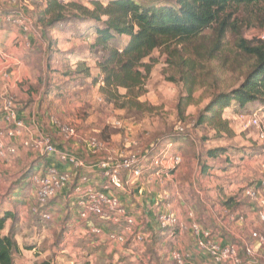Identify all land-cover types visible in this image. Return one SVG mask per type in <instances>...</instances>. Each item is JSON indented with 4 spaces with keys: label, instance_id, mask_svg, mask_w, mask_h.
Instances as JSON below:
<instances>
[{
    "label": "rangeland",
    "instance_id": "1",
    "mask_svg": "<svg viewBox=\"0 0 264 264\" xmlns=\"http://www.w3.org/2000/svg\"><path fill=\"white\" fill-rule=\"evenodd\" d=\"M61 1L65 4L75 1L91 7L88 0ZM100 1L103 4L107 2V0ZM138 1L147 3L151 0ZM154 1L164 2L166 0ZM44 4L45 0H16V2L0 0V25L4 27V22L8 25L9 23L3 19V16L15 12H22L27 18L32 19L33 32L31 34L33 33L35 40L30 47L33 51L27 52L26 55L34 56L33 68L39 73V86H27L25 82H21V86L17 87L32 92L34 97L40 96L39 99L43 101V95H47V100L52 102L48 106L50 110L46 115H54L60 123L71 124L77 131L76 136L78 138L64 139L68 143L80 139L83 143L90 136H96L103 140L102 138H111V135H119L123 141L127 137L145 136L148 132V137L145 136L146 139L141 140L143 145L146 146L145 148H137L129 141L130 145L127 146V150L140 149L146 150V152L151 150L148 153L149 155H154L157 148H164V143L168 138L178 139L173 142L175 143V149L181 155L182 163L180 167L182 169L181 172L176 174L177 176L166 181V185L168 186L174 182L183 189H180L182 192H186L191 196L189 202H187L190 204L191 210L196 213L199 212V215H202L201 212L205 213L204 222L211 224L209 229L214 234L215 232L212 229L213 218L210 219L209 213L220 207L229 208L230 205L226 203L231 198L235 202L232 205L234 212L239 211V214L244 216L245 222L236 225V236H234L231 234V226H236L229 219L221 216L224 219L225 228L220 232L224 234L228 242L242 244V240L248 241L249 229L264 233V223L256 225L259 221L253 214L254 212L249 211V209L254 210V204L244 196V190L248 187L255 186L259 189L256 184L264 177L260 166L261 162L264 161L262 156L264 152L261 151L264 149V140L258 138L257 127L248 122L254 110L260 111L257 107L258 104H250L241 110L233 103L224 111V117L230 118L228 119L232 132L230 134L221 132L216 135L208 125L194 126L199 110L209 100V92L212 94L218 88L227 90L230 86L236 85L242 80V74L250 58L237 48L236 43L240 38L251 43H256V39L259 38L264 40V3L254 7H239L232 11L231 21L236 30L226 33L222 41V50L215 53L214 58L206 56L207 49L212 47L213 35L211 29H207L202 38L195 40L190 45L172 44L170 48L155 50L152 53L155 63L145 84L146 91L138 98L143 103L140 108H119L112 103H108L103 95L99 97L98 87L102 85V82L99 79L97 83H94L93 77L98 78L96 77L98 76V68L95 58L99 60L103 53H87V44L82 40H73L72 45H67L74 37L81 35L79 33L81 27H79L78 22H70L65 25H58L56 28L43 30L37 23V17L40 8ZM9 25L15 29L14 31L22 33L13 24ZM175 46L179 50V57L173 58ZM71 51L79 58L70 56ZM202 55L205 56L202 57ZM81 58H88L86 62L90 64L89 74L91 77L89 78H83L80 73L67 74L69 70L70 72L77 70L76 64ZM181 59L184 62H192V68H190L191 66L189 69L181 66V63H179ZM45 61L46 71L44 70ZM179 70L183 74L189 73L188 75L190 78L193 77L192 82L194 83L191 82L190 84L189 82L188 85L195 86L193 91L195 103L187 107L184 120L178 118L175 107L184 83L183 79L180 78L181 73ZM48 72L50 78H48ZM172 78L174 79L172 80ZM215 83L218 86L217 89L212 87ZM121 93H124V91L121 90ZM25 101H22L23 104ZM33 105L32 103L28 106L32 108ZM261 120L264 123V114L261 116ZM116 121L121 122V125H116ZM179 127H182L183 131H180ZM217 146L224 147L226 149L225 153L218 156L217 159L208 157L205 153L206 150ZM123 149L125 150L126 146ZM223 171H227V173L225 174ZM147 174L148 171H145L143 177ZM169 175L170 173H168ZM164 176L167 177L166 174ZM212 180L223 182V186L220 185L222 186L221 191L217 190L216 192V194H224V198L220 203L216 201L218 196L207 200L211 198V195L205 194L203 198L193 195L197 188L201 192L204 189L206 190L208 188L207 182ZM236 183L239 184L237 189H227V186ZM223 190L227 193H224ZM32 199H35L34 193ZM54 202L52 200V203ZM216 203L218 206H216ZM11 204L14 206L15 203ZM178 204L182 205L183 202L179 201ZM208 205L209 210L207 209ZM50 206L51 204L48 202L44 208L45 210H39L38 212L28 207V203L24 205L17 204L14 208L16 216L7 223V227L14 226L15 240L18 248L20 247L18 252L14 254V264H40L45 260H48L51 264H67L69 260H81L83 258L81 252L86 250L83 241L84 239L87 240L88 234L84 235V239L77 238L73 234L74 229L72 227L75 225L79 228L81 225L78 214L71 223L70 230H66L68 227H63L60 231L58 226L54 225L57 224V218L54 219L51 216L52 221L50 217L43 216L44 213H48L46 209ZM245 210H248L249 216L246 215ZM217 215H219L218 212ZM251 215L253 218L248 221L249 218H246ZM137 225V231L141 230L143 232L145 230L140 222ZM147 240L152 242L149 237ZM63 242L65 245L69 244L71 246L72 250L70 252L59 253ZM165 245L172 247V240H170V243H165ZM32 247H37L36 254L31 250ZM74 248L79 250L75 251ZM169 264L175 263L170 261Z\"/></svg>",
    "mask_w": 264,
    "mask_h": 264
},
{
    "label": "trees",
    "instance_id": "2",
    "mask_svg": "<svg viewBox=\"0 0 264 264\" xmlns=\"http://www.w3.org/2000/svg\"><path fill=\"white\" fill-rule=\"evenodd\" d=\"M74 2L65 4L61 0H45L44 6L39 10L37 23L43 30H46L47 28H56L58 25L78 22L83 27L79 28L81 37L87 36L86 33L92 31L94 38L88 46L89 50L93 53H103L97 60V68L102 82V85L99 86L100 94L108 103H112L116 107L140 108L143 103L138 98L146 91L145 84L155 63L152 58V53L155 50L170 48L172 44L190 45L195 40L202 38L207 29H211L212 47L207 49L206 56L214 58L215 53L222 50V41L226 33L236 30L231 21L232 11L239 7L259 6L264 3V0H166L164 2L151 0L147 3H141L138 0H107L106 4L100 0H88L91 7ZM12 14L3 16V19ZM8 23L12 25L11 22ZM16 28L22 32L21 28L17 26ZM32 30L26 35L29 36L33 32ZM236 46L250 58L242 74V80L227 90L218 88L215 83L212 87L218 89L212 94L208 93L209 100L199 110L194 121L195 127L208 125L216 135L221 132L232 133L228 118L224 117V111L233 103L241 110L248 104L257 103L258 109L264 112V40L259 38L256 39V43H251L240 38ZM175 47L173 58L179 57V50L177 46ZM179 63L188 69L193 66L192 62H184L183 59ZM171 64L173 63L171 62ZM76 68L77 70L71 72L72 75L80 73L83 78L91 77L90 68L84 61H78ZM179 72L184 83L175 107L178 118L184 120L187 107L195 103L193 97L195 86L188 85L193 81V77L190 78L189 73L183 74L181 70ZM96 79L98 78L93 77L94 83L98 82ZM121 90L124 93H121ZM171 139L173 138H168L167 141L174 143V140H178ZM56 147L61 149L57 144ZM161 148H157L156 153ZM150 151L147 150L148 153ZM172 151L177 152L175 145L172 147ZM225 151L224 147L217 146L206 150L205 153L210 158H217ZM50 156L56 160V157ZM35 168H37L35 163L30 164L23 175L31 177L32 173L39 171ZM45 169L40 171H45ZM168 173L170 170L163 171L162 175ZM56 195L48 202L55 201ZM33 204L32 208L37 207L38 212L45 210L48 203L38 206L35 199ZM226 204L230 205L229 208H233L232 205L235 202L229 198ZM47 208L46 211L51 218V211L49 207ZM14 216L15 213L0 212V264H14V254L19 249L15 240L14 226H10L5 231L8 219H13ZM95 217L90 216V218ZM105 221L113 228L110 221L106 219ZM138 231L144 241V232ZM109 232L102 229L100 234H95L88 230L86 234H88V240H98L101 237L107 238ZM40 264L50 263L43 261ZM76 264L90 263L88 260H83Z\"/></svg>",
    "mask_w": 264,
    "mask_h": 264
},
{
    "label": "crops",
    "instance_id": "3",
    "mask_svg": "<svg viewBox=\"0 0 264 264\" xmlns=\"http://www.w3.org/2000/svg\"><path fill=\"white\" fill-rule=\"evenodd\" d=\"M79 25V27H82L81 24ZM14 30L15 29H13L12 26L9 24L7 25L5 22L4 27H1L0 25V99L5 94L13 95L18 101V117L23 119L27 125L35 131L49 134L55 140L59 148L67 150L68 152L75 154L77 157L82 158L85 167L74 169L68 164L58 162L48 154L35 155L24 148L19 140H14L17 149L16 153L7 160L0 159L2 163L0 165V212L8 211L16 213L14 209L16 205H24L25 203H28V207L32 209L31 205L35 201V199H32L34 185L30 180V176L27 177L26 175H23L30 164L35 163V167H37L35 170L39 171L44 170L49 166L56 167L59 171L67 172L71 176V181L56 195L55 202H50L51 206L49 207V210L51 211V215L53 214L52 217H54V219L57 218V224L54 225H57L60 231L63 227H68L66 230L72 227L71 223L77 217L78 208L71 195V188L78 183L80 177L83 175L88 177L87 184L93 186L95 189L108 196H117L121 204L125 206L137 221L143 224L142 228H145V230H143L145 240L143 243L137 245H132L129 242L125 244H113L105 237H101L98 240H85L84 235L86 234L87 229L91 226H99L104 231L117 230L114 226L111 228L103 218L95 216V218L89 217L85 222H81L79 228L75 225L72 227L74 229L73 234L76 235L77 238L84 239L83 244L85 245L84 249L86 250H82L81 252L83 258L81 260H69L67 264H76L83 260H88L90 264H169L171 261L169 254L170 251L174 249L190 250L193 254L194 264H202L207 257L204 253H200L196 249L194 237L190 232L181 234L173 239L169 238L167 229L163 230L157 220V216L161 213H172L188 221V214L193 213L194 219L200 222L203 227L209 229L211 226L210 223L206 224L204 222L206 217L205 213L203 214L201 212L200 214L202 215H199V212L196 213L191 210L190 204L187 203L191 197L189 194L182 192L181 190L183 189L174 182L170 183L168 186L166 185V181H169L171 177L173 178L174 176H177L176 174L181 172L180 170L182 167L178 166L177 168L170 170L171 176L166 174V178L162 174L160 177H156L155 175L148 173L150 176L147 174V176L144 177L142 175L141 177H132L133 179H131L129 177L130 175L124 172L123 177L125 179L129 178L130 185L121 189L107 188V178L104 175V170L98 165L99 162L102 160L115 159L119 154L130 151L129 149L127 150V146L130 145V142L137 148H145L146 146L143 145L141 140L146 139L149 133L146 132V137H127L124 138L123 141L120 139L119 135H111V138H102L106 143V148L100 154L94 156L88 153L86 149V141L82 143L80 139H76V142L73 141L72 143H68L56 128L54 119H58L52 114L46 115L48 114V110H50L48 109V106H50L52 102L47 100V95H43V101L39 99L40 96L34 97L32 92L25 91L23 88L21 90V88L17 87L21 86V82H25L27 86H39V73L33 68L34 56L26 55L27 52L33 51V49L30 48L35 40L33 38V33L26 36L19 31L17 32ZM79 33H81V31ZM86 34L87 36L84 35L81 37V35H78L76 38L74 37V39L67 43V45H72L73 40H82L87 44L88 49L86 52L90 53L88 46L93 41L94 36L92 31H89ZM71 53L70 56H74L77 59L79 58L72 51ZM87 60L88 58L80 59V61H84L90 68V64L86 62ZM95 60L97 61L98 59L95 58ZM44 66V70L46 71V61L44 62ZM67 74H71L70 70ZM47 75L48 78L51 77L49 72ZM51 75H53V73H51ZM96 77H98L99 81V70L98 76ZM40 91L42 90L40 89ZM98 95L101 97L100 92ZM21 100L26 101L23 104ZM32 103L34 105L30 108L28 105H32ZM248 105H246L245 108ZM227 118L230 119L229 117ZM124 146H126L125 150L123 149ZM261 151L264 152V149ZM262 156L264 157V154ZM223 173L226 174L227 171H223ZM220 185L223 186V182L212 180L207 182L208 188L206 190L204 189L205 191L203 190V192H201L197 188L195 189L196 194L194 192L193 195L199 198H203V195L205 194L211 195V198H208L207 200L218 196L216 201L220 203L224 198L223 193L216 194L217 190L221 191L222 186ZM238 186L239 184L236 183L227 186V189H237ZM224 193L227 192L224 191ZM179 201L183 202V204L179 205ZM11 203H15L14 206ZM216 206H218L217 203ZM207 209H210L209 205L207 206ZM249 211L254 212V210L252 211L250 209ZM217 212L219 215H217ZM245 213L248 215V210H245ZM221 216L229 219L235 226L243 224L242 222H245V218L243 216V221L238 220V217L242 216L239 214V211L234 212L233 208L226 207H220L217 210L214 209L209 213L210 219L213 218V222H211L215 237L222 244H226L228 241L224 234L220 232L225 228L224 219H222ZM251 218H253L252 215L246 219L249 221ZM9 220L10 219H8V221ZM51 220L53 221V218H51ZM260 224V222L256 223V225ZM9 227L10 226L7 227L6 224L5 231H7ZM236 228L237 226H231V234L234 236H236ZM148 237L152 242L147 240ZM249 238L248 235V239ZM170 240L173 242L172 247L165 245V243H170ZM36 249L37 247H32L31 250L36 254ZM71 250V246H69V244L65 245L63 242L62 249L59 253H64L66 251L70 252ZM74 250L76 251L79 249L74 248ZM49 263L51 264V262Z\"/></svg>",
    "mask_w": 264,
    "mask_h": 264
},
{
    "label": "built area",
    "instance_id": "4",
    "mask_svg": "<svg viewBox=\"0 0 264 264\" xmlns=\"http://www.w3.org/2000/svg\"><path fill=\"white\" fill-rule=\"evenodd\" d=\"M11 1L16 2V0ZM4 19L21 28L24 35L32 30V19L27 18L22 12H15ZM260 111L254 110L248 122L257 127L258 138L264 140V123L261 120L264 112ZM54 123L64 138H78L77 131L71 124H62L56 119H54ZM115 124L120 126L121 122L116 121ZM179 130L183 131V128L179 127ZM16 139L33 154L53 155L58 162L68 164L74 169L85 167L82 158L64 149H58L49 134L35 131L23 119L19 118L16 98L13 95L5 94L0 99V159L7 160L16 153L17 149L14 143ZM164 144V148L155 152L154 155H149L146 150L138 149L119 154L112 160L100 161L98 165L104 170V175L107 178L106 187L121 189L130 185L129 178L123 177L124 172L128 173L131 179H133L132 177H141L145 171L149 170L151 175L160 177L163 171L168 172L180 166L181 155L172 151L175 144L172 141H166ZM105 148V141L96 136H90L86 140V149L93 156L100 154ZM260 166L264 176V161ZM87 179L86 175L81 176L78 183L71 188V195L78 208V218L81 222H85L90 216L106 219L117 228V230H111L108 233L107 239L110 242L141 244L143 237L136 230L139 222L135 217L121 204L117 196H108L95 189L87 184ZM30 180L35 187L33 193L38 206H43L67 186L71 181V176L67 172L49 166L45 171L32 173ZM256 186L259 189L255 186L246 188L244 196L254 204V214L257 220L263 224L264 177L258 181ZM32 210L37 211V207H33ZM43 216L50 217L48 213H44ZM188 218L189 220L186 221L172 213H161L157 216L160 227L167 229L169 238L173 239L187 232L192 234L196 249L207 257L202 264H264V233L251 229L248 241L242 240V244L234 242L222 244L211 229L203 227L194 219L193 213H189ZM238 220L243 221V216H239ZM88 230L95 234L102 232L99 226H91ZM169 256L175 264H194L193 254L190 250L174 249L170 251Z\"/></svg>",
    "mask_w": 264,
    "mask_h": 264
}]
</instances>
